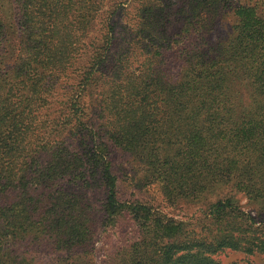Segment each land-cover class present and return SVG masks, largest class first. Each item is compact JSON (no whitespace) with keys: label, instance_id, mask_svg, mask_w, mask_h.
<instances>
[{"label":"trees","instance_id":"1","mask_svg":"<svg viewBox=\"0 0 264 264\" xmlns=\"http://www.w3.org/2000/svg\"><path fill=\"white\" fill-rule=\"evenodd\" d=\"M7 1L0 264H32L20 245L42 238L85 259L98 213L104 226L133 222L121 264H219L224 249L264 256V221L232 192L264 207L262 0ZM225 13L231 31L215 39ZM109 144L170 204L229 193L195 221L121 199Z\"/></svg>","mask_w":264,"mask_h":264},{"label":"rangeland","instance_id":"2","mask_svg":"<svg viewBox=\"0 0 264 264\" xmlns=\"http://www.w3.org/2000/svg\"><path fill=\"white\" fill-rule=\"evenodd\" d=\"M229 2L234 6L239 3L247 2L253 4V2L258 1L229 0ZM263 4L264 0L259 3L261 11L264 12ZM11 6L7 0H0V12L7 20L13 14ZM126 16V14L122 16L123 23H125ZM232 23L233 14H223L215 25L212 37L216 39L228 35L231 31ZM108 158L117 177L119 197L121 199L138 200L149 204L177 220L195 221L201 216L207 203L229 193L228 188L219 186L208 191L202 198L192 202L180 200L175 205L170 204L163 197L157 184L147 183L139 179L142 176V172L138 170L137 163L128 153L109 144ZM232 192L244 210L251 212L252 215L259 216L264 221V207L262 204L250 203L242 193ZM89 195L91 196L90 202L95 207L100 208L101 199L103 198L102 194L99 191H91ZM95 219V232L85 259L82 253H74L71 254L70 258H66L70 254L62 250H56L51 242H47L43 238L32 241L28 239L26 242H22L20 249L26 251L25 256L32 264H121L123 258L122 249L133 237V222L128 217H121L113 226H104L101 213H98ZM212 257L219 264H264V256L260 253L248 255L242 251L231 249L219 251Z\"/></svg>","mask_w":264,"mask_h":264}]
</instances>
